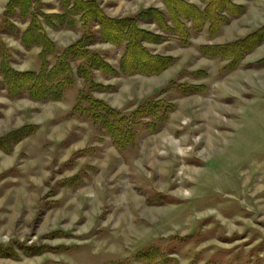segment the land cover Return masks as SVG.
Listing matches in <instances>:
<instances>
[{
    "label": "rangeland",
    "instance_id": "1",
    "mask_svg": "<svg viewBox=\"0 0 264 264\" xmlns=\"http://www.w3.org/2000/svg\"><path fill=\"white\" fill-rule=\"evenodd\" d=\"M8 1L0 0V39L11 66L37 72L39 49L12 35L26 24L2 26ZM97 2L110 18L165 10L161 0ZM236 2L244 13L214 38L203 30L187 46L146 44L173 60L159 74H95L110 88L93 97L122 113L146 101L171 106L157 131L138 130L123 152L89 119L71 116L84 89L77 76L63 100L46 103L10 99L0 77V138L34 127L0 150V264H264V42L233 68L199 52L264 26V0ZM37 6L59 12L58 0ZM46 31L58 51L82 35L78 25ZM90 49L117 68L120 49Z\"/></svg>",
    "mask_w": 264,
    "mask_h": 264
},
{
    "label": "trees",
    "instance_id": "2",
    "mask_svg": "<svg viewBox=\"0 0 264 264\" xmlns=\"http://www.w3.org/2000/svg\"><path fill=\"white\" fill-rule=\"evenodd\" d=\"M161 2L165 9L163 11L148 8L132 17L110 18L97 0H58L59 12L51 14L38 9V0H9L2 26L4 29L13 27L9 22L12 18L26 24L23 31L14 27L12 35L19 39L25 49H39L40 67L37 72L13 69L8 48L0 39V77L7 96L10 99L26 97L43 103L61 101L73 87L77 76L82 80L84 89L78 92L71 116L86 117L93 125L100 127L119 152L132 147L137 131H157L171 106L160 101H146L133 112L122 113L93 97L92 93L110 88L96 83L95 74L100 73L105 77L157 75L173 60L152 53L146 44H159L172 38L181 46H187L190 36L203 30L214 38L224 25L239 18L245 11L244 6L236 0H198L199 5L186 0ZM141 24L154 25L155 31L144 29ZM77 25L82 33L80 38L58 51L46 28L73 30ZM263 42L264 26L230 44L201 46L199 52L208 59H227L230 61L228 67L233 68L243 53H249ZM96 43H106L120 49L117 68L90 49ZM186 89L190 88L183 87V90ZM199 89L198 92H201L202 87ZM33 130V126H26L0 138V150L10 152L13 144L32 135Z\"/></svg>",
    "mask_w": 264,
    "mask_h": 264
},
{
    "label": "crops",
    "instance_id": "3",
    "mask_svg": "<svg viewBox=\"0 0 264 264\" xmlns=\"http://www.w3.org/2000/svg\"><path fill=\"white\" fill-rule=\"evenodd\" d=\"M187 1V0H186ZM198 1V0H197ZM194 4V3H193ZM242 5V4H241Z\"/></svg>",
    "mask_w": 264,
    "mask_h": 264
}]
</instances>
